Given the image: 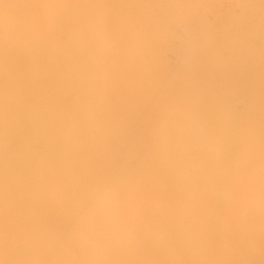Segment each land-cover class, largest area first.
Wrapping results in <instances>:
<instances>
[{
  "label": "bare ground",
  "instance_id": "bare-ground-1",
  "mask_svg": "<svg viewBox=\"0 0 264 264\" xmlns=\"http://www.w3.org/2000/svg\"><path fill=\"white\" fill-rule=\"evenodd\" d=\"M0 264H264V0H0Z\"/></svg>",
  "mask_w": 264,
  "mask_h": 264
}]
</instances>
